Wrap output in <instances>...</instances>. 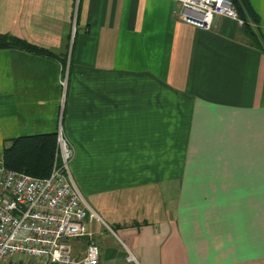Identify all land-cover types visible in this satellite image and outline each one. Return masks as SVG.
<instances>
[{"label":"crops","instance_id":"0c3cea01","mask_svg":"<svg viewBox=\"0 0 264 264\" xmlns=\"http://www.w3.org/2000/svg\"><path fill=\"white\" fill-rule=\"evenodd\" d=\"M247 2L258 42L173 0H0V33L66 57L0 49V159L61 122L115 233L94 226L99 264H264V0Z\"/></svg>","mask_w":264,"mask_h":264},{"label":"built area","instance_id":"2783aa9c","mask_svg":"<svg viewBox=\"0 0 264 264\" xmlns=\"http://www.w3.org/2000/svg\"><path fill=\"white\" fill-rule=\"evenodd\" d=\"M173 1L177 20L199 29L211 30L220 17L244 23L231 0ZM60 83L65 87L66 80ZM56 142L58 163L48 176H29L0 164V264H99L93 224L102 219L74 181L69 165L74 152L60 121ZM80 238L86 244L75 249L72 240ZM125 260L136 261L128 249Z\"/></svg>","mask_w":264,"mask_h":264},{"label":"trees","instance_id":"16d2710c","mask_svg":"<svg viewBox=\"0 0 264 264\" xmlns=\"http://www.w3.org/2000/svg\"><path fill=\"white\" fill-rule=\"evenodd\" d=\"M238 15L243 20V26L249 35L258 42L250 19L257 20L256 14L250 8L247 0H231ZM250 18V19H248ZM259 47H261L259 45ZM19 49L46 57H56L61 60L63 67L66 57L56 56L48 49L30 44L16 36L0 33V49ZM56 131L47 134L14 137L8 140L2 150L0 164L9 170L24 173L34 177L48 176L54 162L57 160Z\"/></svg>","mask_w":264,"mask_h":264},{"label":"rangeland","instance_id":"374dc122","mask_svg":"<svg viewBox=\"0 0 264 264\" xmlns=\"http://www.w3.org/2000/svg\"><path fill=\"white\" fill-rule=\"evenodd\" d=\"M251 26H253L252 24H251ZM73 27H74V25H73ZM60 118H61V116H60ZM75 155V154H74ZM74 155H73V157H74ZM72 161H73V158H72V160H71V162L69 163V165H70V171H71V173H72V176H73V178H74V181H75V177H74V174H73V172H72V169H71V166L73 165V163H72ZM76 182V181H75ZM86 197V196H85ZM101 218V217H100ZM102 219V218H101ZM98 223H94L93 224V228H94V226L95 225H97ZM98 225H100V226H102V227H105L107 230H108V232H110L111 233V231L109 230V225L108 224H106L105 222H104V220L102 219V222L101 223H99ZM95 230V229H94ZM96 232V231H95ZM97 233V232H96ZM112 234V233H111Z\"/></svg>","mask_w":264,"mask_h":264}]
</instances>
